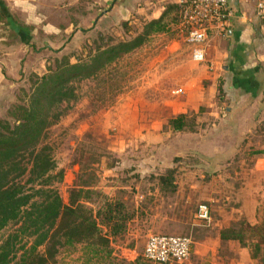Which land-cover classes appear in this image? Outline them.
<instances>
[{
	"label": "rangeland",
	"instance_id": "rangeland-1",
	"mask_svg": "<svg viewBox=\"0 0 264 264\" xmlns=\"http://www.w3.org/2000/svg\"><path fill=\"white\" fill-rule=\"evenodd\" d=\"M2 1L29 37L14 35L0 13V55L10 58L0 74V121L11 119L14 106L27 102L40 85L35 72L56 69L65 58L90 62L100 50L141 34L160 7L159 0ZM175 17L176 9H169L166 33L152 34L96 76L77 79L78 100L47 133L46 142L65 172L59 184L65 202L85 166L96 172L99 190L127 201L130 212L137 210L127 232L111 244V258L94 257L77 245L63 249L56 264H128L143 255L152 234L188 236L193 251H203L204 257L192 251L172 264H206V246L213 245H220L216 260L229 264L237 257L226 245L238 244L221 242L219 228L244 217L254 223L264 214V172H256L255 163L262 153H254L264 151V43H256L252 52L262 58L260 86L248 94L230 93L226 82L233 76L219 74L210 84L204 70L215 72L216 64L208 55L205 62L193 59ZM218 35L223 41V32ZM190 88L202 91L205 100L183 112L190 107L185 98ZM175 110L188 117L183 131L168 126L169 118L180 114ZM169 169L177 170L174 192L158 184V176ZM202 204L211 210L209 223L197 217Z\"/></svg>",
	"mask_w": 264,
	"mask_h": 264
},
{
	"label": "trees",
	"instance_id": "trees-1",
	"mask_svg": "<svg viewBox=\"0 0 264 264\" xmlns=\"http://www.w3.org/2000/svg\"><path fill=\"white\" fill-rule=\"evenodd\" d=\"M4 7L0 0L7 28L27 40L26 27L20 26ZM181 7L167 5L159 18L146 23L141 34L100 50L90 62L72 63L65 58L58 61L56 69L46 66L45 72H35L33 77L40 85L27 102L14 106L11 119L0 121V264H56L63 249L77 245H84L85 253L91 252L94 257L102 253L106 260L112 257L111 244L127 232L137 210L130 212L127 201L99 190L96 172H88L85 166L65 202L59 189L65 172L58 168L53 148L46 142L47 133L78 100L77 79L96 76L123 54L144 45L152 34L166 33L170 26L164 20L169 9H176L177 28L187 36V29L181 27ZM187 119L186 113H180L169 118L168 126L172 131H183ZM176 179L177 170L169 169L158 176L159 187L174 192L178 188ZM218 233L221 242H236L248 249L258 264H264V214L254 223L246 217L233 219ZM128 264L156 263L142 255L129 259Z\"/></svg>",
	"mask_w": 264,
	"mask_h": 264
},
{
	"label": "crops",
	"instance_id": "crops-1",
	"mask_svg": "<svg viewBox=\"0 0 264 264\" xmlns=\"http://www.w3.org/2000/svg\"><path fill=\"white\" fill-rule=\"evenodd\" d=\"M24 1H26V4L32 2L30 0ZM181 1L182 0H159L160 7L154 9L155 11L152 13V18H159L163 11L167 9V5L171 3L180 4ZM229 4L236 13V16L230 20L226 31H223V35H225L223 41H221L222 36L218 35L219 33L211 36V41L208 46V60L216 64V71L206 72L204 70V75L210 80L211 85L214 84L219 74L222 76L232 75L233 78L228 83L226 82L227 91L230 93L236 91L240 93V95L244 93L248 94L251 93L255 87L260 86L257 75H259L261 71V65L258 62H260L262 58L260 55L252 54V52L253 46L256 43H264V0H229ZM172 43V47H174V44L178 43V40L175 39ZM189 48L191 50V47ZM177 50L178 49H176V52ZM174 54L172 55L173 57L178 53ZM9 59L7 55H0V74L3 73L2 64L7 63L6 61ZM207 64L208 63H204L202 65L203 69ZM221 65L223 66L222 71L219 70ZM4 68H7V66ZM7 74L10 75L8 68ZM1 80L2 79H0V81ZM206 83H209V81ZM201 90L204 89L201 88ZM186 93L188 96L186 95L185 98L190 107H187L183 112H186L188 108L196 110L197 106L203 103L202 100H205L202 91L200 95L199 90L194 91L190 88ZM228 110H230V108ZM175 111L182 113L181 111ZM263 152L260 154L262 158H255L256 172L258 173L264 172ZM206 247L207 252L210 253L206 264H223L224 261L220 262L216 260L217 255L215 254L218 253L220 245ZM226 247L230 248L232 252L234 251L237 257V260H231L229 264H258L256 260L251 258L248 249L231 244L226 245ZM193 252L200 254L198 255L199 257H204V255H202V249H195Z\"/></svg>",
	"mask_w": 264,
	"mask_h": 264
},
{
	"label": "built area",
	"instance_id": "built-area-1",
	"mask_svg": "<svg viewBox=\"0 0 264 264\" xmlns=\"http://www.w3.org/2000/svg\"><path fill=\"white\" fill-rule=\"evenodd\" d=\"M181 27L187 29L186 40L191 55L197 62H205L208 46L214 32H223L236 13L229 0H182ZM197 217L205 223L211 222L212 214L207 204L198 208ZM193 251V241L184 235L152 234L148 237L143 256L156 264L184 261Z\"/></svg>",
	"mask_w": 264,
	"mask_h": 264
}]
</instances>
